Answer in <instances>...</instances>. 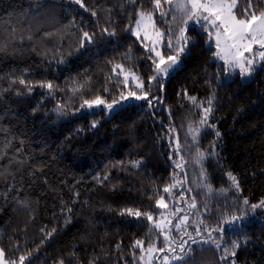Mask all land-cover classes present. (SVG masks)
Listing matches in <instances>:
<instances>
[{"label":"trees","instance_id":"obj_1","mask_svg":"<svg viewBox=\"0 0 264 264\" xmlns=\"http://www.w3.org/2000/svg\"><path fill=\"white\" fill-rule=\"evenodd\" d=\"M83 3L85 8L70 0H0V42L8 43L7 51L0 52V247L8 261L19 263L20 255L32 252L31 264H58L60 260L64 264H89L90 260L144 264L138 259L139 249L131 245L136 239H145L147 244L150 224L144 218L120 215L121 209L138 208L158 217L164 210L156 208V199L164 196L171 209L183 191L186 197L194 196L198 205L192 211L199 215H191L190 220L203 219L215 227L221 213L238 211L245 197L250 204L264 199V62L248 77L238 71L226 73L224 63L212 55L214 42L191 23L188 35L194 43L162 81L163 91L158 85L153 87L160 102L154 101L152 109L136 100L123 101L108 112L103 107L80 108L83 99L100 95L109 102L119 99L121 91L134 89L130 83L127 89L117 87L123 77L113 74L114 64L136 71L145 85L153 74L142 44L126 30L135 22L136 9H151L149 0H139L137 5L127 0ZM252 3L257 13L264 9L258 0ZM238 6L248 7L245 0H238ZM155 19L166 31L158 12ZM103 27L115 28L116 34L101 37ZM80 28L96 32V42L80 48ZM129 49L131 60L125 59ZM19 77L34 85L52 81L57 87L51 94L39 86L29 93L24 85L13 83ZM185 89L199 101L215 93L209 122L221 137L205 129L198 146L206 150L210 142L217 144L219 155L204 164L213 188L230 187L228 172L237 177L241 191L231 190L227 199L222 194L208 196L195 183L199 171L193 162L196 146L185 134L189 121L200 119L201 110L186 99ZM93 121L98 122L96 127ZM170 125L186 145L181 152L187 161L183 172L169 159ZM134 160L143 161L139 168L128 163ZM120 161L123 166L117 164ZM174 172L180 173L179 179L186 174L187 181L169 197L162 189L172 182ZM106 174L109 179L103 183L94 179ZM180 206L188 211L183 203ZM225 228L222 247H230L232 240L246 241L237 250V264H264V210L249 213L239 228L233 226L235 230ZM164 254H155V264H162ZM221 254L212 245L193 246L185 264H225L219 259Z\"/></svg>","mask_w":264,"mask_h":264},{"label":"snow or ice","instance_id":"obj_2","mask_svg":"<svg viewBox=\"0 0 264 264\" xmlns=\"http://www.w3.org/2000/svg\"><path fill=\"white\" fill-rule=\"evenodd\" d=\"M70 2L79 5L81 8H85L83 0H70ZM149 2L151 9L145 10L143 6L136 9L134 13L135 26H129L126 29L140 41L145 49L146 58L151 62L150 67L153 74L148 77L147 85L137 75L136 71H126L123 64H114L112 68L113 74L117 77L123 76V80L117 87L127 89L131 81L134 84V89L121 91L119 99L113 97L110 103L100 95H96L91 99H83L80 108L87 107L91 109L103 106L111 111L123 101L136 100L145 101L148 108L152 109L154 101L160 102V97L153 94V87L158 85L159 90L163 91L164 85L162 81L179 65L181 56L186 53L189 44L194 43L188 35L190 22L199 25L203 32L206 33L208 39L214 42L215 51H213L212 55L224 62L223 70L226 73L238 70L239 75L242 77L251 76L255 71L256 65L264 62V9H261L257 13L255 11L256 6L253 5L252 0H245L248 7L244 9H239L238 0H149ZM127 3L137 5L139 4V0H127ZM258 3L264 4V0H258ZM164 5H167V9H165ZM107 11L110 12L111 10ZM238 11L240 13L239 16L237 15ZM157 12L166 26V31H162L157 26L155 19ZM91 15L96 17L97 12L92 10ZM178 15L179 22H177ZM110 19L111 17H109ZM105 34L109 37L114 36L116 34L115 28H100L99 35L102 37ZM47 35L52 34L48 33ZM96 39V32L80 28V48H83L85 44L95 43ZM162 48L168 50L167 55L164 54ZM7 49L8 43L0 42V52H6ZM125 59H132L131 49L125 54ZM60 62L62 63L63 59ZM109 63H112V61H109ZM13 83L24 85L29 93L33 91V87L39 86L48 89L49 94H51L52 90L57 87L52 81H38L34 85L23 77L17 78ZM80 87L82 88L83 85ZM76 90L74 89V91ZM104 91L108 92L109 89L106 87ZM183 95L194 107L201 110L200 119L195 123L189 121L185 134L186 140L190 137L193 145L196 146L193 162L198 166L199 171L195 183L198 188L204 190L206 195L211 196L214 193L222 194L227 199V194L231 190H235L236 193L241 191L237 177L233 173L228 172L226 175L230 181V187L218 190L213 188L204 164L207 159L219 155L216 151L217 144L215 141L210 142V146L206 150H202L198 146L199 137L205 129H212L217 139L221 137V133L216 125L209 122L214 112L215 93L210 95L206 101H199L198 97L188 95L186 89ZM56 111L58 113L61 112L60 105L57 106ZM169 115L171 116L170 112ZM97 123V121H93L92 127H96ZM167 136L172 147L169 159L172 160L175 169L183 172L187 166V161L181 155V152L186 145L181 144L174 126L170 125L168 127ZM142 162V160H134L128 163L134 168H139ZM117 164L123 166L124 162L120 161ZM115 166L117 165H113V167ZM0 175H3V173H0ZM179 176V172L173 173L172 182L162 189L163 193L169 197H173V190L177 187H183L187 181V175L185 174L183 179H179ZM94 179L98 183H103L109 179V176L106 174L102 178L97 176ZM187 192L191 193L192 189L188 188ZM181 203L186 205L188 211H185V208L180 206ZM155 206L157 209L164 210L159 213L158 218L154 217L152 212L141 211L138 208H123L120 210V215L122 216L127 215L135 219L144 218L150 224L149 231L146 234L147 244L145 239H136L131 245L133 250L139 249L141 255L138 259L144 262V264H152L156 253H165L162 257V264H185L186 259L193 253V246L203 245H212L217 250H220L222 254L219 259L225 262V264H237V250L246 241L232 240L230 247H222L224 245V233L228 230L225 228V225L229 226L232 230L239 228L240 223L247 218L249 213L254 214L257 209L264 210V199L250 204L248 198L245 197L242 204L238 207V211L234 210L231 214L227 212L221 213L220 220L215 227H209L203 219L190 220L191 215H199L198 212L192 211L196 210L198 205L194 196L186 197L183 191L179 193V199L175 201L171 209L164 196L156 199ZM233 207L236 209L235 201L233 202ZM63 211L64 209H62ZM71 211V208H67L68 213H71ZM204 211H209L207 205H205ZM70 220V215L65 218L66 223L70 222ZM189 227H192L193 231L190 232L188 230ZM54 231L55 229H53ZM173 233H176L177 236L174 237ZM214 233L218 234L219 238L214 236ZM51 235L52 232L47 233V236L50 237ZM158 243H163L164 247H158ZM116 247L119 248L120 245L117 244ZM200 250H202V247ZM32 255V252L20 255L18 258L19 264H31ZM132 255L135 257V251H133ZM145 256H147V260H145ZM5 257L6 253L0 247V264H17L16 261H8ZM58 264H64V261L60 260ZM89 264H96V262L95 260H90Z\"/></svg>","mask_w":264,"mask_h":264},{"label":"rangeland","instance_id":"obj_3","mask_svg":"<svg viewBox=\"0 0 264 264\" xmlns=\"http://www.w3.org/2000/svg\"><path fill=\"white\" fill-rule=\"evenodd\" d=\"M178 17H179V15H178ZM192 22H190L189 24H191ZM135 26V22L133 23V25H132V27H134ZM215 45V44H214ZM163 49L164 48H162V51H163ZM165 54V53H164ZM168 54V53H167ZM167 54H165V55H167ZM219 60V59H218ZM222 63H224L222 60H220ZM259 64V63H258ZM258 64L256 65V67L258 66ZM255 67V68H256ZM126 71L128 70V69H125ZM236 71H238V70H236ZM239 72V71H238ZM138 75V74H137ZM123 77V76H122ZM248 77V76H247ZM130 84H132L133 85V87H134V84L130 81L129 82ZM111 101H109V103H110ZM101 107H103V106H101ZM93 108H95V107H93ZM104 108V107H103ZM106 109V108H105ZM107 110V109H106ZM109 110H107V112H108ZM112 111V110H111ZM158 218V217H157ZM145 260H147V256H145ZM144 263V262H143ZM17 264H19V263H17ZM152 264H155V258L153 259V261H152Z\"/></svg>","mask_w":264,"mask_h":264}]
</instances>
